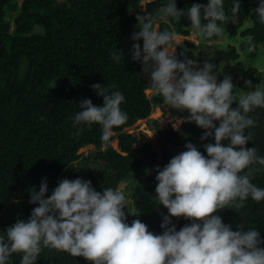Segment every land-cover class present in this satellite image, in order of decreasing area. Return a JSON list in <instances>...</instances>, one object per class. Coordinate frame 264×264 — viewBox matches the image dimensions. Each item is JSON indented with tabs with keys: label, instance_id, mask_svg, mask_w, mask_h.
Masks as SVG:
<instances>
[{
	"label": "trees",
	"instance_id": "1",
	"mask_svg": "<svg viewBox=\"0 0 264 264\" xmlns=\"http://www.w3.org/2000/svg\"><path fill=\"white\" fill-rule=\"evenodd\" d=\"M141 0H0V235L6 233L15 221L4 220V208L18 202L23 213L19 219L27 220L38 204L30 203L31 189L39 191L47 180L48 193L63 179L90 180L92 186L119 189L121 184L143 175L145 180L130 189L131 207H125L127 223L135 219L148 226L150 232L160 235L163 215L168 210L158 205L156 199L157 167L163 169L170 160L186 151L192 143L207 157L203 145L215 143L214 135L207 140L201 137L207 131L194 122H187L188 112L177 110L164 102V98L149 86V77L143 73V64L134 61L132 35L137 15L153 13L169 0L147 1L144 10H138ZM178 10L184 11L193 4L207 5L209 0H175ZM240 11L233 14V0H223L227 16L217 21L229 38L239 36L237 45L228 43L225 48L215 47L205 52L195 42L185 39L176 45V57L216 65L217 82L226 76L232 78L236 107L238 98L255 86H264V69L257 64L263 60L264 24L259 22L255 9L261 0H238ZM159 20L158 28L188 35L192 30L203 41L216 39L200 37L192 28L187 16L179 21L168 17ZM202 23H207L202 19ZM256 45L248 52V42ZM122 50L123 56L115 61L111 53ZM183 53V55H181ZM245 55L252 63L244 61ZM261 57V58H259ZM252 81L249 88L245 83ZM102 84L110 92L119 91L124 96L120 105L127 114V121L113 128L110 141L101 140L99 124L75 125L73 117L79 112V103L91 99L95 106H103V97L92 88ZM112 85H115L113 88ZM146 90H150L148 95ZM154 107L161 110L153 121L154 136L143 130L126 128L147 118ZM249 116L255 126L245 130L252 140L246 147H256L264 156V108H254ZM219 126V121H214ZM214 133V129L212 130ZM117 140V147L112 142ZM223 143L227 144V141ZM94 151L79 152L86 146ZM254 174L252 183L264 189V166ZM247 169H245V172ZM231 205L215 213L233 231L254 229L264 240V200L248 197L241 208ZM229 208V209H228ZM134 214V215H132ZM163 214V215H162ZM180 230L190 225L184 217H171ZM199 222V221H197ZM260 247H264L261 244ZM22 254L14 253L10 264H20ZM36 264H92L83 257H73L67 252L45 248Z\"/></svg>",
	"mask_w": 264,
	"mask_h": 264
},
{
	"label": "clouds",
	"instance_id": "2",
	"mask_svg": "<svg viewBox=\"0 0 264 264\" xmlns=\"http://www.w3.org/2000/svg\"><path fill=\"white\" fill-rule=\"evenodd\" d=\"M240 8L238 0H233L232 13ZM255 12L264 24V0ZM156 16L176 21L187 16L202 38L221 35L224 29L217 21H225L227 16L223 0L193 4L184 11L178 10L175 0H169L155 15L136 16L140 30L133 33L132 40H142L143 48L134 43L132 59L142 62L149 86L166 104L188 112L187 122L207 130L202 140L213 135L215 140L203 145L207 157L187 143L186 151L174 156L163 169L157 167L156 199L168 210V215L162 214L163 233L150 232L140 219L129 225L125 195L118 188H103L100 192L90 180L63 179L46 198L49 189L45 178L38 192L35 187L31 189L30 203L38 206L30 217L18 219L0 235V264H10L14 253L22 254L20 264H36L45 248L83 257L92 264H264L260 233L254 229L244 231L241 225L239 231H233L215 215L229 205L230 209L243 207L248 197L257 202L264 200V189L252 183L254 174L260 171L252 165L264 166V156L258 155L256 147H246L253 137L245 134L246 129L255 126L249 113L264 108V86L258 84L254 91L239 96L233 107L232 78L226 76L218 83L215 64L205 62L199 68L195 60H178L173 48L176 33L168 28L161 31ZM255 49L249 41L247 51ZM111 56L117 62L124 57L122 50ZM245 83L252 87V81ZM92 88L103 97V106L83 99L79 103L82 110L72 119L74 126L101 125V140L107 143L113 128L128 119L120 107L125 98L99 83ZM214 121H219V126ZM171 217H184L192 223L177 230Z\"/></svg>",
	"mask_w": 264,
	"mask_h": 264
},
{
	"label": "rangeland",
	"instance_id": "3",
	"mask_svg": "<svg viewBox=\"0 0 264 264\" xmlns=\"http://www.w3.org/2000/svg\"><path fill=\"white\" fill-rule=\"evenodd\" d=\"M65 1V0H63ZM147 1L150 0H141V4L140 7L138 8V10H144L145 9V3ZM158 23L159 20L156 21V26L158 27ZM216 39L210 40V41H201L200 39H198L196 37V34L194 33V31L192 30L188 35H181V34H176V41L173 44V48H176V45L181 43L182 41H184L185 39H189L193 42H195L196 44L199 45V47L201 49H203L205 52H210L211 50L213 51V49L215 47L217 48H225L226 45L228 43H231L233 45H237L238 40L240 39L239 36H236L235 38H229L224 32L221 35H216ZM177 51V49H176ZM175 51V52H176ZM261 57H264L263 55H261ZM259 57V58H261ZM241 58L244 61H247L249 63H252L245 55L241 54ZM263 60L261 59V62H259L257 64L258 68L260 71H262L263 68ZM146 92L148 93V95H151L150 90H146ZM161 114V110L159 107H154L153 110L151 111L150 115L145 118V119H141L138 120L137 122H135L132 126L127 127L126 130L127 131H132L134 129H139V130H143L146 133L149 134V136H154V129H153V121L156 120ZM113 147H117V140H114L112 142ZM94 151V147L89 145L86 146L82 149L79 150V152H82V154L84 155H88L87 153L93 152ZM145 180L143 175H139L136 177H131L130 179H128L127 181H125L123 184H121V187L119 188L120 191H122L125 195V206L126 207H131V195H130V189H132L136 184H141L143 183ZM23 213V209L21 207V205L18 202H13L11 204H9V206H7L6 208H4L2 215L3 218H5L4 220H12V221H17L19 219V217L22 216Z\"/></svg>",
	"mask_w": 264,
	"mask_h": 264
}]
</instances>
